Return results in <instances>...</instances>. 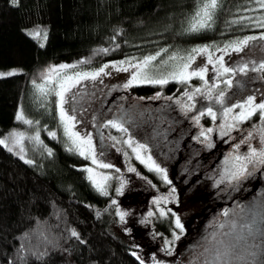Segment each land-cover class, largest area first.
<instances>
[{
  "label": "trees",
  "instance_id": "1",
  "mask_svg": "<svg viewBox=\"0 0 264 264\" xmlns=\"http://www.w3.org/2000/svg\"><path fill=\"white\" fill-rule=\"evenodd\" d=\"M201 3L202 0H20L14 6L11 0H0V68H22L17 75L0 78V137L19 125L16 116L22 106L28 113L39 115L37 82L45 78L53 64L67 62L72 68H92L159 48L185 49L264 31V8L257 0H220L211 27L191 32V16ZM37 26L47 31L46 41L28 35ZM260 78L264 73L260 72ZM184 85L176 81L163 86L133 85L121 108L133 113L141 105L143 112L148 106L159 111L162 118L173 119V115H179L178 105L189 102ZM195 90L186 93L191 95ZM40 100L49 108L50 117L46 127L41 128L43 143H39L36 159L27 163L29 160L15 150L0 145V264H141L143 259L104 210L110 197L87 177L84 166L88 159L66 149L54 90L45 101ZM201 111L194 109L191 113ZM200 117L204 124L210 122L208 116ZM115 121L121 122L117 118ZM188 125L193 133L197 123ZM49 129L57 131L55 138L49 135ZM130 131L123 133L110 125L107 131L102 129L109 141L106 151L112 152L115 146L111 137L131 149L123 143L131 137ZM198 133L201 132H194ZM199 141L202 140L193 139L194 150ZM253 178L256 180L247 194L242 192L244 198L264 184V167L261 176L254 174ZM183 189L184 186L180 193ZM156 222L164 234L169 235L174 228L171 215ZM73 229L79 238L71 235Z\"/></svg>",
  "mask_w": 264,
  "mask_h": 264
},
{
  "label": "rangeland",
  "instance_id": "2",
  "mask_svg": "<svg viewBox=\"0 0 264 264\" xmlns=\"http://www.w3.org/2000/svg\"><path fill=\"white\" fill-rule=\"evenodd\" d=\"M194 14L195 12L191 16L190 24L193 22ZM247 37L256 39L251 40L241 52H235L229 48L225 54L218 50L223 49L231 42ZM206 45L210 46L214 60L215 57L223 55L226 67L237 68L247 63L249 71L246 75L242 73L219 75L212 64H207L206 55H196L195 62L189 71L196 69L197 66H206L208 69L207 84L198 77H193L189 82L183 83L185 84L184 93L197 88H200L201 92L193 91L194 94L190 92L192 98L189 99V102L178 105L179 115H173V119L170 117L168 120L162 118L163 115L159 111L148 106L143 112V105H141V109L133 110V113L121 108L127 99L129 88H125L123 85L131 80L135 69L129 67L128 63L121 65L120 62L136 64L145 57L156 56V60L152 62L154 67L159 68L163 61H168V66L163 69L166 73L173 71V66L183 64L192 49ZM172 55H176L178 59L169 60ZM179 57H184L185 60H180ZM262 62H264V31L220 42L200 43L185 49L159 48L139 56L111 60L92 68L68 67L60 69V65L71 66L67 62H60L51 65L46 71L45 78L37 82L36 89L39 91L40 99L45 101L47 95H51V90L54 92L58 90V84L65 76L75 73H94L101 68H104L108 73L107 75L101 73L95 80L80 81L76 87L72 88L71 92L66 94V100L73 94H75V98L65 104V109L68 110L71 107L76 110L75 113L69 112L70 115L77 116L75 130L80 131L81 135H91L97 160L113 165L112 168H101L88 159L89 162L84 168L88 178L90 175L86 171L88 168L93 169L92 175L97 178H99L97 174L110 177L106 182L110 203L104 210L109 212L115 228L127 237L135 252L146 264H204L206 260L215 264L214 258L217 249L224 247L219 243L221 239L226 245L235 246L240 256L243 257L241 260L234 261V264H253L254 259L256 264L264 262V184L259 185L258 190L248 193L249 195H246L245 198L243 196V193L247 194L251 188L250 185L255 182L254 174L261 176L263 167L246 179L235 181L229 178L232 166L231 157L234 154L243 155L249 150V145L242 143V139L248 138V133H253L251 145L259 147L260 136L255 130L260 125V113L257 111V115L254 114L256 118L250 124L249 121L254 115L251 119L238 123L235 128L228 131L227 135H221L220 127L225 125L226 120L228 123L235 122L230 117H224L221 105L215 99L223 90L229 99V105L234 102L242 103L249 95L256 97L257 104L264 100V78H260L259 71L251 70ZM105 65L108 67L105 68ZM113 65L117 67H113ZM119 67H128V71H119L117 70ZM50 68L58 70L51 74V81L48 79ZM21 69L20 67L0 68V72L20 71ZM218 75L219 79H217ZM227 79L233 81L230 88L224 83ZM241 82L245 84H240ZM138 84L148 83H134L133 85ZM40 87H43L47 94H42ZM40 99L36 100L40 104L37 116L28 113L25 106L20 108L25 117L34 122L32 125L19 121L18 126L11 128L0 137V139H7L12 131L23 133V151H21L20 145H14L11 141L7 147L15 150L27 160L36 159L40 154L39 143L30 137H34L38 131L40 141H42L41 128L46 127L44 124L48 123L47 117H50L48 115L49 108L42 105ZM58 102L59 97L56 95V107L59 115ZM32 104L37 105L35 102ZM209 107L216 113L215 121L207 115ZM194 109L205 112L210 122L206 125L201 122L200 117L197 123L195 118L199 114L192 115L191 112ZM122 111L123 113L120 114ZM239 111L241 109H235L234 114ZM118 115L119 117H117ZM116 118L120 119V123L124 127L131 130L133 141L146 146V149L141 151V155L145 158L151 155L156 164L166 170L167 178L171 183H167L162 174L150 171L145 164L135 158L131 149L128 150L121 143L112 140L116 147L113 145V151L110 153L106 151V144L109 141L104 138L101 130L107 131V127L105 128L103 125L109 120H116ZM195 122L197 125L194 132L202 133L209 128H212L213 131L206 132V135L194 134L188 127V123L195 124ZM59 130H62L61 137L66 142L65 147L68 150L72 145L64 134L62 124ZM48 132H55L57 136L56 130L49 129ZM192 138L202 140L199 141L200 145L195 150ZM237 144H240L238 151ZM72 152L79 154L75 150ZM201 152L205 157L201 155ZM130 167L135 168L136 171H129ZM117 169L119 171H116ZM145 171H149L151 174ZM154 174L158 177L156 178ZM90 181L92 182V180ZM121 184H123L122 191L118 192ZM182 186L184 189L180 193ZM173 189H175L174 192ZM162 197L167 198V202L162 200ZM157 200H160L159 204L154 203ZM113 201L116 203L113 204ZM160 208H164L166 211L171 210L168 212L174 223L171 235L162 233L163 230L156 225V221L164 217L160 215ZM119 212L128 214L123 221L120 219ZM149 212L154 215L149 216ZM226 212L227 216L224 215ZM176 217L180 218L183 225L182 230L176 227ZM245 225H252L253 230L249 231ZM198 232L202 233L199 237ZM224 233H228V235L225 236ZM177 236L179 239L176 238ZM251 252H256L257 256L253 258L250 255Z\"/></svg>",
  "mask_w": 264,
  "mask_h": 264
},
{
  "label": "snow or ice",
  "instance_id": "3",
  "mask_svg": "<svg viewBox=\"0 0 264 264\" xmlns=\"http://www.w3.org/2000/svg\"><path fill=\"white\" fill-rule=\"evenodd\" d=\"M20 0H11V3L14 6L19 5ZM257 3L260 5L261 8H264V0H257ZM220 7V0H202V3L199 5L198 10L195 11V14L193 16V22L190 25V28L188 29L191 32H198L207 28L211 27V21L213 19L214 11ZM262 26H264V23H262ZM28 35L32 36L34 39H43L47 40V31L37 26L32 31L28 33ZM253 39H256L255 37H247L242 40H237L235 42H231L223 49H218L225 54H227L228 49L231 48L235 52H241L244 50L245 47L248 46L249 42ZM41 47H43V44H41ZM104 52H107L108 49H103ZM159 55V54H158ZM196 55H206L207 56V64H212L214 66V70L219 74H247L249 71L248 64L240 65L237 68H229L225 66L224 62V56H218L215 57V60L213 59V53L210 50V46H203L199 48H194L191 50V54L188 55V57H179L180 60H185V62L181 65L173 66V71H168L165 73L163 70L168 66V61H163L161 67L157 68L154 67L152 62L156 60V56H148L145 57L143 60L139 61L136 64H131V62H120L121 65L128 63L129 67H132L135 69V71L132 74L131 80L123 85V87L128 88L131 87L134 83H148V84H154V85H166L170 81H177L179 83H187L189 82L193 77H198L201 80L205 81V84H207V78L206 73L208 71L207 67H200L197 66L196 69L189 71V69L192 67V64L195 62ZM178 57L176 55H172L169 57V60L175 61ZM254 63V62H253ZM216 65H219V67H216ZM68 67H74L69 65H60V69H66ZM108 67L105 65V68ZM113 67H117L116 65H113ZM117 70L119 71H128V67H119ZM251 70L253 71H259L261 73H264V62L260 63L258 67H253ZM58 70L56 68H50L48 70V79L51 81V74L56 73ZM101 73L107 75L108 73L105 72L104 68H101L99 71L94 73H75L71 76H65L62 78L61 82L58 84V90H55V95L59 97V115H60V121L64 129V134L68 137V140L70 141L72 147H69V151H77L79 155L84 156L86 159H91L93 164H97L101 168H112L113 165L108 163H102L97 160V154L95 147L92 142V137L90 134L81 135L80 131H76V124H77V116L75 114H69L71 111L72 113H75L74 108H69L68 110L65 109V104L69 103V100L75 98V94L73 96L69 97L66 100V94L71 92L72 88L76 87L80 81L91 79L95 80L97 77L101 75ZM18 70H12L8 72H0V78H4L7 76H13L17 75ZM219 75L217 79H219ZM225 85L227 87L232 86V79H227L224 81ZM218 87V85H216ZM40 91L42 94H46L43 87H40ZM196 92H201L200 88H197L195 90ZM185 95L188 96L189 99L192 98L191 95L188 93H185ZM216 102L221 105L222 112L224 117H230L232 121L235 123H228V121H225V125L220 127L221 135H227L228 131L235 128L238 123H242L246 120L251 119V117L259 111L260 113V125L256 127V133L260 136V144L259 147H254L251 145V140L253 139V133H248L247 139H242V143L249 145V150L243 154H234L231 157L232 160V166L230 170L229 178L231 180L239 181L241 179H246L248 176H251L255 171L259 170V168L264 167V100H262L260 103H256V97L254 95H249L242 103L241 102H234L229 105V99L226 96L225 91L221 90L219 94L215 97ZM235 109H241L238 113L234 114ZM205 112L201 111L199 113V116H197L195 119L197 123L199 122L200 116H204ZM207 115L212 117V120L215 121L217 119L216 113L213 112V109L209 107L207 109ZM17 121H22L24 124L32 125L34 122L30 119H27L24 115L23 110L21 109L17 116ZM38 123V122H37ZM109 125L113 128H116L117 130L127 133L128 129L124 127L123 124L115 121V120H109L108 123L104 124L103 127H109ZM213 129L209 128L206 131H202L201 135H206L207 133L212 132ZM50 136L53 138L56 137L55 132H50ZM30 139L42 144L43 142L40 141L39 132L37 131L36 135L34 137H30ZM112 140L116 141L117 143H120L121 141L117 140L116 137H111ZM23 140H24V134L12 131L9 133V136L7 139H0V145L8 146L9 141H11L14 145H20L21 151H23ZM123 143L127 144L129 148H131L132 152L135 154V158L139 160L141 163L145 164L150 171H156L160 174H162L163 179L167 183H171V181L168 180L166 170L161 168L156 162L152 159L151 155H148L146 158L141 155V151L146 149V146L144 144H140L138 142H135L132 140V138L129 136L127 140H124ZM211 146V144H209ZM240 148V144L236 145L237 151ZM12 149L9 148V151ZM49 155H51V150H48ZM127 155V153H125ZM27 163H32V161H27ZM129 171H136L135 168L130 167L128 169ZM90 173L89 179L92 180L95 187L104 195H107V188H106V182L110 179L109 176H105L103 174H97V176L92 175L93 169L88 168L86 169ZM116 171H119L117 169ZM123 184H121V188L117 191H122ZM173 192L175 189L172 190ZM162 200L167 202V198L162 197ZM116 201H113V204H115ZM154 203L159 204L160 200L154 201ZM171 210L168 209L167 211L164 208H160V215L166 216L168 215V212ZM121 221L124 220V217L128 215L126 212H119ZM149 216L154 215V213L149 212ZM174 215V214H173ZM225 216L228 215V213H224ZM175 224L177 228L183 229V225L180 222V218L176 217ZM249 229V231L253 230L252 225H245ZM221 228H223V225H221ZM71 235L73 237L79 238V234L73 229L71 231ZM223 235L227 236L228 233H224ZM179 239V236L176 237ZM171 243V242H169ZM221 245H224L223 249H217L216 255H215V264H234V261L241 260L243 257L240 256L235 246H229L226 245L224 240L221 239L219 241ZM133 255H136L133 253ZM250 255L255 258L257 256L256 252H251ZM23 259V257H21ZM137 259H140L137 257ZM141 264H143V261H141ZM204 264H212L210 261H204ZM253 264H256L255 259L253 260ZM264 264V262H262Z\"/></svg>",
  "mask_w": 264,
  "mask_h": 264
}]
</instances>
